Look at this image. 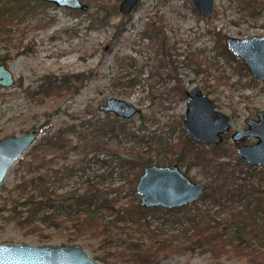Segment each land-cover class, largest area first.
<instances>
[{
	"label": "trees",
	"instance_id": "obj_1",
	"mask_svg": "<svg viewBox=\"0 0 264 264\" xmlns=\"http://www.w3.org/2000/svg\"><path fill=\"white\" fill-rule=\"evenodd\" d=\"M256 2L244 0L250 8ZM41 4L47 2L0 0L1 41L10 42L24 18L34 17ZM99 11L96 21L108 22V14ZM123 17L114 25L115 38L122 33L128 16ZM152 29L158 47L163 45L166 35L156 24L144 34ZM216 33L222 54L234 59L225 49L226 35ZM9 58L8 50L0 60ZM236 61L240 74L248 75L246 66ZM201 65L199 62L198 68ZM90 76L79 72L44 74L36 86L25 87L24 92L39 100L51 94L72 96ZM135 76L140 77V72ZM136 77H128L124 86L134 87ZM140 120L143 122V117ZM128 121L104 113L96 120L79 117L48 125V116L47 128L41 133V126L37 128L39 138L18 159L12 183L0 184L1 223L38 234V242L51 238L47 230L59 232L62 245L90 246L87 241L97 240L102 247L111 248L109 256L135 264H161L186 250L210 252V264L226 260L264 264V168L248 166L239 156L230 159L222 143L207 146L194 142L180 122L176 142L173 125L167 134L141 133L140 127ZM173 162L187 170L201 168L207 181L202 199L170 209L141 206L135 185L143 168ZM199 200L211 207H199ZM220 214L222 217H217ZM169 224L179 225L180 233L163 232ZM101 258L108 260L104 255Z\"/></svg>",
	"mask_w": 264,
	"mask_h": 264
},
{
	"label": "rangeland",
	"instance_id": "obj_2",
	"mask_svg": "<svg viewBox=\"0 0 264 264\" xmlns=\"http://www.w3.org/2000/svg\"><path fill=\"white\" fill-rule=\"evenodd\" d=\"M81 1L88 5L86 11L48 2L41 4L34 17L24 18L19 32H15L10 42L1 41L0 37V59L10 51L12 58L6 62L16 77L15 85L0 87V139L40 126L41 133L47 128L44 124L48 116V125L71 118L79 120V117L96 120L105 113L98 107L109 96L133 102L140 109L128 122L140 127L141 133L167 134L174 127L173 141L178 139V123L182 126L185 117L186 90L192 87L201 89L218 110L229 116L231 132L244 129L245 119L255 117L258 110L264 109V81L251 77L249 72L241 75L238 58L231 59L222 54L216 33H224L226 37L264 34V0H257L251 8L245 7L244 0H214L208 18L198 13L191 0H139L128 15H121L118 10L121 0ZM114 7L118 10L116 14H113ZM97 11L108 14V22L96 21ZM122 17H127L124 28L115 38L114 25L122 21ZM155 24L166 35L160 49L159 40L153 34L156 31L152 29L148 35L144 34ZM223 42L225 46V39ZM17 51L20 54L17 55ZM199 62L202 64L200 68ZM78 72L91 73V76L79 84V90L72 96L51 94L39 100L24 92L25 87L36 86L44 74L60 76ZM137 72L140 77L135 76ZM124 74H127L126 78ZM128 77H136L132 88L123 84ZM225 139L222 146L230 159L238 157L235 152L238 145L257 140L247 136L233 141L230 133ZM15 165L9 169L4 184L12 183ZM178 165L194 182L207 183L201 168L194 166L187 170L184 165ZM73 179L77 180L78 176ZM210 204L198 201L201 208L211 207ZM215 209L210 212L214 213ZM163 232L178 234L180 227L169 224ZM45 233H51V238L38 242V234L25 233L0 221V243L62 245L63 237L59 232L47 230ZM87 242L91 245H74L85 248L88 255L100 264H135L109 256L111 248L102 247L97 240ZM103 255L108 257L107 261L101 258ZM210 261L208 251L186 250L167 257L161 264H210ZM242 262L248 264L245 260ZM221 264L231 262L226 260Z\"/></svg>",
	"mask_w": 264,
	"mask_h": 264
},
{
	"label": "water",
	"instance_id": "obj_3",
	"mask_svg": "<svg viewBox=\"0 0 264 264\" xmlns=\"http://www.w3.org/2000/svg\"><path fill=\"white\" fill-rule=\"evenodd\" d=\"M68 9L86 11L88 5L81 0H41ZM203 17H210L214 0H191ZM139 0H121L118 10L128 15L137 6ZM225 49L237 57L247 68L251 77L264 81V34L247 37L227 36ZM16 77L11 66L0 60V87L15 85ZM183 129L196 143L219 145L231 130L229 116L215 107L214 102L197 87L187 90ZM99 110L112 113L122 119L135 116L139 108L123 98L109 96ZM256 117L245 119L246 127L230 134L233 141L252 136L257 140L250 144H241L235 148L236 154L248 166L264 167V109L255 113ZM39 138V130L33 128L14 136L0 139V184L9 169L15 165ZM205 184L191 180L177 163L149 164L140 173L135 192L139 204L143 207L176 208L198 200ZM0 264H100L91 258L87 250L77 245H34L0 243Z\"/></svg>",
	"mask_w": 264,
	"mask_h": 264
},
{
	"label": "flooded vegetation",
	"instance_id": "obj_4",
	"mask_svg": "<svg viewBox=\"0 0 264 264\" xmlns=\"http://www.w3.org/2000/svg\"><path fill=\"white\" fill-rule=\"evenodd\" d=\"M133 10H134V9H133ZM133 10H132V11H133ZM132 11H131V12H132ZM247 71H248V70H247ZM186 92H187V90H186ZM186 95H187V94H186ZM187 97H188V96H187ZM255 117H256V115H255ZM229 120H230V118H229ZM230 124H231V123H230ZM228 133L231 134V133H232L231 130H230ZM228 133H227V134H228ZM227 134H226V135H227ZM226 135L224 136V139H225ZM223 141H224V140H223Z\"/></svg>",
	"mask_w": 264,
	"mask_h": 264
}]
</instances>
